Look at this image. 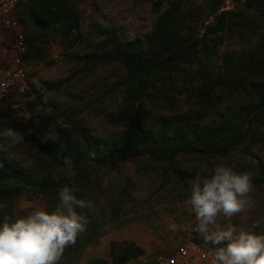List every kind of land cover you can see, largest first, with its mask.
Returning a JSON list of instances; mask_svg holds the SVG:
<instances>
[{"label": "trees", "instance_id": "obj_1", "mask_svg": "<svg viewBox=\"0 0 264 264\" xmlns=\"http://www.w3.org/2000/svg\"><path fill=\"white\" fill-rule=\"evenodd\" d=\"M83 1L19 0L16 6L27 67L52 66L50 50L58 45L70 74L46 82L43 92L27 75L22 97L33 98V118L19 129L24 142L0 152V221L5 214L22 216L14 206L28 191L51 211L60 187H77V197L95 208L83 210L87 232L65 249L59 264H79L108 231L127 226L123 209L137 199L130 177L119 176L106 188L99 171L134 160L157 175L161 195L155 196L161 198L169 189L188 199L197 174L224 164L253 173L252 199L256 208L264 203V163L257 156L254 166L237 159L264 118V0H229L228 10L223 0H151L154 21L141 34L116 22L84 29ZM86 109L95 116L85 115ZM8 127L0 111V131ZM23 145L31 164L10 157ZM193 241L211 247L198 233ZM141 255L133 243H112L106 258L87 264H128Z\"/></svg>", "mask_w": 264, "mask_h": 264}, {"label": "rangeland", "instance_id": "obj_2", "mask_svg": "<svg viewBox=\"0 0 264 264\" xmlns=\"http://www.w3.org/2000/svg\"><path fill=\"white\" fill-rule=\"evenodd\" d=\"M151 0H84L80 3L82 26L84 29L95 23L116 22L124 26L129 34L147 33L154 21L151 13ZM201 2V0H198ZM224 9L232 8L229 0H223ZM49 58L53 60L52 66L43 63L27 67V75L31 74L30 85L43 92L46 82L62 80L69 76V67L62 61V49L54 45L50 50ZM33 98L17 97L8 103H0V111L8 117L9 127L25 129L28 122L33 118L31 111L33 106L28 102ZM40 111V108L36 109ZM85 115L93 118L94 112L85 110ZM43 115V114H42ZM49 119L50 114L43 115ZM36 121V120H35ZM61 123V120L58 121ZM248 141L244 148H250L252 155H247L246 149L239 150L237 159L242 163L254 166L257 156L264 163V118L254 127L248 135ZM26 145L11 153L10 157L17 163L31 164V152ZM256 158V157H255ZM224 165V164H223ZM216 167V166H215ZM214 167V168H215ZM143 160L127 161L120 164L116 169H102L99 176L103 186L116 182L119 176H128L136 184L137 199L135 205L126 206L123 211H128V224L119 230L108 231L99 241L96 247L86 249L80 258L79 264H87L94 258H106L112 243L123 247L133 243L142 251V255L128 264H152L157 258L170 255L181 243L182 237L179 229L195 223V218L188 211L187 199H183L176 192L166 189L164 199L160 197L159 182L156 174L148 169ZM159 192L160 195L155 194ZM171 194H170V193ZM264 196L259 194V197ZM264 203L256 204L247 211L240 213L230 220L220 221L221 227L232 225L243 229H249L253 222L260 221V228L255 229L257 233L264 231ZM15 211L26 214L28 211L43 207L44 201L40 195L28 191L15 202ZM177 225L178 227H173Z\"/></svg>", "mask_w": 264, "mask_h": 264}, {"label": "clouds", "instance_id": "obj_3", "mask_svg": "<svg viewBox=\"0 0 264 264\" xmlns=\"http://www.w3.org/2000/svg\"><path fill=\"white\" fill-rule=\"evenodd\" d=\"M24 140L15 128H5L0 131V152ZM253 179L250 171L217 165L210 174H197L190 182L188 211L195 218L194 230L211 245V264H264V231H255L260 221L249 229L220 224L255 205ZM78 191L68 184L60 187L51 211L39 207L22 216L5 214L0 221V264H59L65 249L87 232L89 219L83 210L95 208L93 201L78 198Z\"/></svg>", "mask_w": 264, "mask_h": 264}, {"label": "built area", "instance_id": "obj_4", "mask_svg": "<svg viewBox=\"0 0 264 264\" xmlns=\"http://www.w3.org/2000/svg\"><path fill=\"white\" fill-rule=\"evenodd\" d=\"M19 0H0V103L22 97L27 88L26 45L22 26L14 12ZM195 223L182 226V243L170 254L152 264H211V247L196 244Z\"/></svg>", "mask_w": 264, "mask_h": 264}, {"label": "water", "instance_id": "obj_5", "mask_svg": "<svg viewBox=\"0 0 264 264\" xmlns=\"http://www.w3.org/2000/svg\"><path fill=\"white\" fill-rule=\"evenodd\" d=\"M262 16H264V15L262 14Z\"/></svg>", "mask_w": 264, "mask_h": 264}]
</instances>
